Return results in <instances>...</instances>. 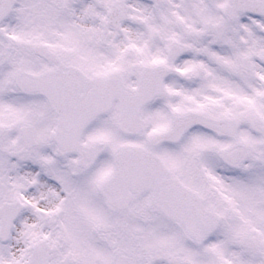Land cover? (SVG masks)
I'll return each instance as SVG.
<instances>
[{
    "label": "snow or ice",
    "instance_id": "6c2138e0",
    "mask_svg": "<svg viewBox=\"0 0 264 264\" xmlns=\"http://www.w3.org/2000/svg\"><path fill=\"white\" fill-rule=\"evenodd\" d=\"M0 264H264V0H0Z\"/></svg>",
    "mask_w": 264,
    "mask_h": 264
}]
</instances>
